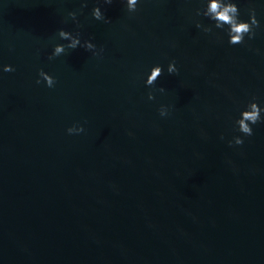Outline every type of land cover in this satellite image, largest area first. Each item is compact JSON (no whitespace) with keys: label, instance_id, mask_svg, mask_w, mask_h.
Segmentation results:
<instances>
[{"label":"water","instance_id":"obj_1","mask_svg":"<svg viewBox=\"0 0 264 264\" xmlns=\"http://www.w3.org/2000/svg\"><path fill=\"white\" fill-rule=\"evenodd\" d=\"M236 2L260 26L230 45L201 0H0V264H264V122L235 125L264 108V0ZM60 29L98 54L49 59Z\"/></svg>","mask_w":264,"mask_h":264},{"label":"clouds","instance_id":"obj_2","mask_svg":"<svg viewBox=\"0 0 264 264\" xmlns=\"http://www.w3.org/2000/svg\"><path fill=\"white\" fill-rule=\"evenodd\" d=\"M113 0H104V3L111 4ZM201 3L204 4V7L198 8L195 10V15L197 17L203 16L213 23L210 25H204L201 21L197 20L195 22V27L201 29L204 33H212L213 28L224 30L225 26H227V35H228V43L230 45L244 44L245 36L248 37L249 40L253 39L256 35V29L260 26L259 21L256 18V10L255 8L248 9L249 20L243 21L240 17V9L237 6L236 0H201ZM127 10L129 12H135L137 10L138 0H126ZM86 3L82 5V7H86ZM76 13L69 12L68 16L72 20H76ZM92 16L94 19L98 21H104V23H110L111 20L106 18L104 13L101 11L99 7H95L92 10ZM58 35L61 39L68 41L67 45L57 44L54 47L52 55L49 56V59H52L56 56H59L65 53L66 49L74 50L77 47H83L86 51H93V54H98L95 52L96 46L91 43V41H84L83 44L80 40V34L77 32L75 35L72 33L60 29ZM100 51H103L101 49ZM4 72H13L15 69L11 65H5L3 67ZM178 69L176 67L175 61H172L168 65V73L169 74H177ZM163 74L162 67L160 65H156L151 68L150 75L147 76L146 86H152L155 84L157 79ZM39 76L46 82L48 87H53L56 83L54 77L49 75L48 73L40 70ZM37 84L40 83V80L36 81ZM165 89L163 87L159 88V91L163 92ZM148 98L154 99L152 93H149ZM256 101V98L253 97L252 101L246 105L245 110H242L240 113L239 119L235 120V125L237 127V131L243 134V136H252L253 128L252 125H255L260 122H264V118H262L261 113L264 112V108H261ZM160 115L166 116L168 115V110L164 106L160 108ZM69 134H79L84 131L82 126H73L67 129ZM223 139V137H221ZM229 146L242 145L244 143V139L241 136H234L232 140L228 141Z\"/></svg>","mask_w":264,"mask_h":264}]
</instances>
